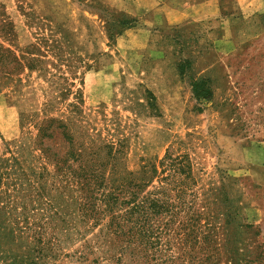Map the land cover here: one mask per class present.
Masks as SVG:
<instances>
[{
  "label": "rangeland",
  "instance_id": "374dc122",
  "mask_svg": "<svg viewBox=\"0 0 264 264\" xmlns=\"http://www.w3.org/2000/svg\"><path fill=\"white\" fill-rule=\"evenodd\" d=\"M0 2L16 30L14 41L1 34L0 43L21 56L38 43L43 61L41 68H25L0 84V173L10 171L3 159L13 152L29 173L53 174L36 150L38 130L29 118L43 119L50 100L51 115H67L79 94L75 129L112 142L120 173L152 164L167 173L168 153L191 161L197 183L189 199L195 197V205L175 223L164 216L153 221L160 236L150 251L154 264H233L234 256L241 264H264V0ZM121 13L135 18L134 26L110 39L107 17ZM199 80H207L210 99L195 96ZM55 139L57 147L63 140ZM9 189L4 175L5 206ZM19 203L15 213L22 224L26 213L19 214ZM192 215H200L203 227L189 241L181 226ZM210 228L214 244L204 239ZM82 243L76 235L62 241L61 250L41 264H79L67 255L82 250Z\"/></svg>",
  "mask_w": 264,
  "mask_h": 264
},
{
  "label": "trees",
  "instance_id": "16d2710c",
  "mask_svg": "<svg viewBox=\"0 0 264 264\" xmlns=\"http://www.w3.org/2000/svg\"><path fill=\"white\" fill-rule=\"evenodd\" d=\"M6 15L5 5L0 2V35L12 42L16 37L15 25ZM135 21L124 13L117 17L108 15L109 38L132 28ZM115 27L119 29L114 31ZM51 46L53 48V44ZM40 53L38 43L27 47L25 54L28 57L17 55L11 47L0 43V84L25 68H41ZM53 84L56 88L62 85L61 81ZM193 90L198 98L212 97L207 80L195 81ZM67 92L70 89L67 88ZM56 98L62 102L61 95ZM76 98L77 102L68 105L67 115H51L50 100L44 107L43 119L38 120V114L29 118L38 130L36 150L54 167L53 174L37 173L32 168L29 173L13 152L10 158L3 159L10 171L0 173V186L7 175L11 190L7 192V205L0 203L2 264H41L52 253L61 250L62 241L72 240L74 235L83 240L82 250L68 254L67 258L71 257L79 264H154L150 251L160 236L155 233L153 221L164 216L168 223L174 222L179 215H188L195 205V197L189 199V194L195 196L197 183L191 173V161L188 156L171 157L168 153L164 162H170L162 170L167 173L159 172L154 164L145 165L140 172L120 173L117 147L112 142L88 135L80 126L75 129L79 121L80 95ZM56 135L63 140L57 147ZM50 141L55 144H49ZM149 187L152 189L147 190ZM20 201L22 210L19 214L26 213L22 224L15 213ZM209 213L210 210L207 216ZM199 217L192 215L187 226H181L182 231L187 230L184 232L189 241L199 238L203 227ZM6 219L8 224L3 223ZM100 225L98 234L86 239ZM211 230L208 229L204 239L212 240L214 244L215 236ZM8 245L23 251H9L5 249ZM96 253L100 258L92 260L90 256ZM140 259L144 263L138 262ZM212 260L214 263L219 261L214 256ZM231 261L241 264L235 256Z\"/></svg>",
  "mask_w": 264,
  "mask_h": 264
},
{
  "label": "crops",
  "instance_id": "0c3cea01",
  "mask_svg": "<svg viewBox=\"0 0 264 264\" xmlns=\"http://www.w3.org/2000/svg\"><path fill=\"white\" fill-rule=\"evenodd\" d=\"M174 11H177V10H172V12H174ZM179 13H182V11H180ZM178 14V13H177ZM177 16V15H176Z\"/></svg>",
  "mask_w": 264,
  "mask_h": 264
}]
</instances>
